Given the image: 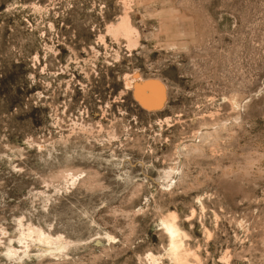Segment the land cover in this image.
<instances>
[{
  "label": "rangeland",
  "instance_id": "rangeland-1",
  "mask_svg": "<svg viewBox=\"0 0 264 264\" xmlns=\"http://www.w3.org/2000/svg\"><path fill=\"white\" fill-rule=\"evenodd\" d=\"M0 264H264V0H0Z\"/></svg>",
  "mask_w": 264,
  "mask_h": 264
},
{
  "label": "bare ground",
  "instance_id": "bare-ground-1",
  "mask_svg": "<svg viewBox=\"0 0 264 264\" xmlns=\"http://www.w3.org/2000/svg\"><path fill=\"white\" fill-rule=\"evenodd\" d=\"M135 94L138 97V99H140V101L145 104V106H149V107L161 106L166 96L164 86L162 85L161 82L157 80L156 81L137 80L135 82ZM164 226L172 237V238L170 237L172 239L171 251L176 256L175 258H177L179 257L177 254L178 243L176 241L178 230L172 221H165ZM178 260L179 259H177V262Z\"/></svg>",
  "mask_w": 264,
  "mask_h": 264
}]
</instances>
